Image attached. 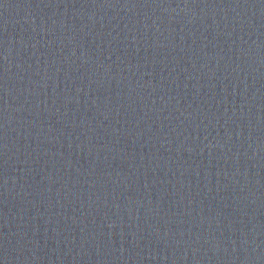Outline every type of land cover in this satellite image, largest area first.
I'll return each instance as SVG.
<instances>
[{"label":"water","instance_id":"water-1","mask_svg":"<svg viewBox=\"0 0 264 264\" xmlns=\"http://www.w3.org/2000/svg\"><path fill=\"white\" fill-rule=\"evenodd\" d=\"M0 264H264V0H0Z\"/></svg>","mask_w":264,"mask_h":264}]
</instances>
